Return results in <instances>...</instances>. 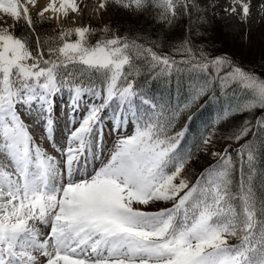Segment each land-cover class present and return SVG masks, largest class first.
Masks as SVG:
<instances>
[{
    "label": "snow or ice",
    "instance_id": "1",
    "mask_svg": "<svg viewBox=\"0 0 264 264\" xmlns=\"http://www.w3.org/2000/svg\"><path fill=\"white\" fill-rule=\"evenodd\" d=\"M0 264H264V0H0Z\"/></svg>",
    "mask_w": 264,
    "mask_h": 264
},
{
    "label": "rangeland",
    "instance_id": "2",
    "mask_svg": "<svg viewBox=\"0 0 264 264\" xmlns=\"http://www.w3.org/2000/svg\"><path fill=\"white\" fill-rule=\"evenodd\" d=\"M89 4L94 3V0H88ZM258 59V57H257Z\"/></svg>",
    "mask_w": 264,
    "mask_h": 264
},
{
    "label": "trees",
    "instance_id": "3",
    "mask_svg": "<svg viewBox=\"0 0 264 264\" xmlns=\"http://www.w3.org/2000/svg\"><path fill=\"white\" fill-rule=\"evenodd\" d=\"M64 99L66 100V97H64Z\"/></svg>",
    "mask_w": 264,
    "mask_h": 264
}]
</instances>
